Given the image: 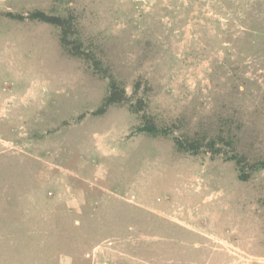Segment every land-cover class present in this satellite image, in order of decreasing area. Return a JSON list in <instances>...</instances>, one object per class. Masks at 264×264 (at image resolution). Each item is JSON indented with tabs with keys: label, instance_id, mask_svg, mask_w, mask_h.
<instances>
[{
	"label": "rangeland",
	"instance_id": "obj_1",
	"mask_svg": "<svg viewBox=\"0 0 264 264\" xmlns=\"http://www.w3.org/2000/svg\"><path fill=\"white\" fill-rule=\"evenodd\" d=\"M217 134L264 158V0H0V264H264V170L173 138Z\"/></svg>",
	"mask_w": 264,
	"mask_h": 264
},
{
	"label": "trees",
	"instance_id": "obj_2",
	"mask_svg": "<svg viewBox=\"0 0 264 264\" xmlns=\"http://www.w3.org/2000/svg\"><path fill=\"white\" fill-rule=\"evenodd\" d=\"M12 17H20L15 14H9ZM32 19L40 20L46 23H51L58 26L61 29L60 41L62 47L66 52L73 56H85L88 59H93L94 66L97 71H101L100 62L93 57V55L82 49V42L73 37L74 35V24L71 16H60L48 14L42 10H35L28 15ZM140 84H137L134 91L137 90ZM131 96H128L125 87H122L116 80H111L109 85V92L105 96L103 104L101 108L97 111V113H104L107 108L111 105H120L129 100ZM142 99H138V103L135 104V111H142L143 106ZM143 125L139 127L140 131L146 132L152 136L158 135H169V131L159 126L153 117H150L147 113L142 115ZM174 141L176 147L180 151H186L191 153H198L203 147L210 149L213 155H219L221 153H225L227 159L235 161L238 171H239V179L243 181H247L252 178L255 172L264 170V158H250L249 155L245 152H240L237 149L235 138L232 135H221L217 134L215 136H211L207 142H204L203 138L195 137V136H185L184 138L179 136H174ZM222 144L228 146L225 149Z\"/></svg>",
	"mask_w": 264,
	"mask_h": 264
}]
</instances>
